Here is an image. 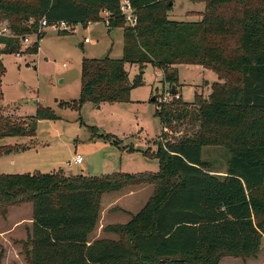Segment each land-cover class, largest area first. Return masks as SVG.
Here are the masks:
<instances>
[{"label":"trees","instance_id":"trees-1","mask_svg":"<svg viewBox=\"0 0 264 264\" xmlns=\"http://www.w3.org/2000/svg\"><path fill=\"white\" fill-rule=\"evenodd\" d=\"M121 1L0 0V25L6 22L9 31L0 32V53L21 54L22 41L32 35L37 41L28 53H37L42 19L49 26H87L104 22L101 13L108 12L106 26L123 31V57L85 59L73 107L130 102L132 90L144 85L147 65L162 71L163 83L171 91L175 86L177 95L181 65L201 66L220 81L207 98L197 94L187 104L174 96L156 111L160 150L144 155L158 159V172L0 174V217L32 204V235L22 242L28 264H220L226 256H255L264 240V0H190L205 5L198 22L171 20L175 0H129L135 26L125 23ZM126 64L139 66L132 81ZM3 72L0 62V142L33 137L38 121L56 115L39 106L34 118L4 116ZM182 124L191 132H182ZM173 133L177 138L168 140ZM207 146L229 151L225 176L208 170L201 157ZM26 149L0 145V157ZM139 186L153 187L140 212L104 228L116 240L91 243L102 196Z\"/></svg>","mask_w":264,"mask_h":264},{"label":"rangeland","instance_id":"rangeland-1","mask_svg":"<svg viewBox=\"0 0 264 264\" xmlns=\"http://www.w3.org/2000/svg\"><path fill=\"white\" fill-rule=\"evenodd\" d=\"M204 11V4L175 0L168 16L179 22H198ZM101 16L105 18L106 13L102 12ZM6 25V22L1 23L0 32L9 34L5 31ZM42 31L45 35L37 53H28L37 41L33 35L28 36V42L22 41L21 54L0 53V62L4 67L1 75L2 114L15 119L34 118L38 107L43 106L50 108L56 118L38 121L33 137L1 140L3 147L14 149L17 145H24L27 149L1 156L0 174L64 172L67 176H103L115 172H158V159L147 157L144 152L156 153L158 138L163 131L161 120L156 116V111L160 109L158 98L168 88L163 83L162 72L147 65L144 85L132 90L130 102L86 103L73 107L80 98L83 61L106 57L121 59L123 31L120 28L110 31L105 22L78 25L65 31L48 27ZM63 32L67 35H60ZM86 38L88 43H85ZM3 48L0 46V50ZM126 68L131 81L140 73L138 65L126 64ZM178 72V91L187 104L193 103L197 94L207 98L211 85L220 81L215 72L201 66L181 65ZM154 96L156 102L152 101ZM180 126L182 132H191L186 124ZM175 134H169L168 140L176 139ZM78 154L83 156L84 162L68 166L67 163ZM201 157L213 174L226 175L231 155L225 147H203ZM148 188L130 201L134 214L139 213L151 197L153 187ZM140 201L143 205L139 210ZM118 217H122L121 223H126L123 216ZM14 219L12 215L11 220ZM6 224L7 221L0 217V238ZM2 250L0 264H28L26 258L4 260L5 249L0 244V252ZM220 264H264V240L255 256H226L221 258Z\"/></svg>","mask_w":264,"mask_h":264},{"label":"crops","instance_id":"crops-1","mask_svg":"<svg viewBox=\"0 0 264 264\" xmlns=\"http://www.w3.org/2000/svg\"><path fill=\"white\" fill-rule=\"evenodd\" d=\"M80 46L83 47V44ZM148 187L149 186H139L128 190L104 194L101 200V211L99 214L98 224L96 229L89 236L90 242L92 243L100 239L116 240L117 236L114 234L104 233V228L109 225L126 224L131 219V215H134V211L132 210L133 207L130 205L132 202L130 201L133 200L132 198L138 196L141 191L149 189ZM126 202H128V205H126ZM142 205L143 201H140L138 205L139 210L142 208ZM115 209L117 212H115ZM12 215L15 216L14 220H11ZM118 216H123L126 223H121L122 217ZM3 221H7L4 234L0 238V244L5 249L4 260H24L25 255L23 252L22 242H25L32 235V204H25L21 207L10 209L7 218L5 220L3 218Z\"/></svg>","mask_w":264,"mask_h":264},{"label":"built area","instance_id":"built-area-1","mask_svg":"<svg viewBox=\"0 0 264 264\" xmlns=\"http://www.w3.org/2000/svg\"><path fill=\"white\" fill-rule=\"evenodd\" d=\"M120 12L124 18L125 23L128 26H135L137 24V15L135 13V9L132 7L131 3L129 2V0H122L120 3ZM106 13V17L104 18V22L106 25H109V13ZM40 27L41 29H45V28H51L54 29L55 31H65V30H70V29H74V25H71L69 23L66 22H59V23H55L52 26H49L46 22L45 19H42L40 21ZM5 31H8L7 28H5ZM1 34H4V32ZM35 36V35H34ZM36 37V36H35ZM25 42H28V37L25 38L24 40ZM89 39H85V43H88ZM174 95L171 94V90H169L168 88L165 90V93L162 94L158 100H159V104H160V108L161 105L163 104H167L169 103L172 99H173ZM176 98H179V95H176ZM84 162V158L82 155L78 154L76 155L72 162L67 163L68 166H71L72 163L75 165H80Z\"/></svg>","mask_w":264,"mask_h":264},{"label":"water","instance_id":"water-1","mask_svg":"<svg viewBox=\"0 0 264 264\" xmlns=\"http://www.w3.org/2000/svg\"><path fill=\"white\" fill-rule=\"evenodd\" d=\"M172 4H173V3H171V5H172ZM171 94L174 95V96L177 95V91L175 90V86H172ZM153 100H154V98H153ZM158 150H160V146H159V145H158Z\"/></svg>","mask_w":264,"mask_h":264}]
</instances>
